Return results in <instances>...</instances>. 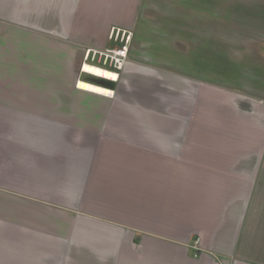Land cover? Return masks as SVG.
Masks as SVG:
<instances>
[{"label":"crops","instance_id":"obj_1","mask_svg":"<svg viewBox=\"0 0 264 264\" xmlns=\"http://www.w3.org/2000/svg\"><path fill=\"white\" fill-rule=\"evenodd\" d=\"M0 264H264V0H0Z\"/></svg>","mask_w":264,"mask_h":264},{"label":"rangeland","instance_id":"obj_2","mask_svg":"<svg viewBox=\"0 0 264 264\" xmlns=\"http://www.w3.org/2000/svg\"><path fill=\"white\" fill-rule=\"evenodd\" d=\"M137 11H139V16H143V18L151 17V12H147V11H145V9L139 8ZM180 11H183V10H180ZM129 14H130V12H129L128 8L123 7V14L122 15H126V17H125L126 20L125 19H122V20L128 21ZM152 14H153L152 16L155 17L154 21L152 22V24L154 26H157L156 24L158 22H160L161 18H163V17H164V20L167 19L170 22L168 24V26H166V31L159 32L161 34L158 37L163 42V44L167 45L166 47L169 49V51L179 50L182 53L187 52V51H188L187 53L192 52V49L194 48V44L196 45V41H194V44L189 41L191 39V37L189 36L190 35L189 32L186 31V30H188L187 27H184L180 18H177V16L176 17L173 16V14H175V13H172V10L169 12L168 10L163 11L162 9H159V10H157V14H154L153 12H152ZM202 27H203V29L209 30L208 28H210L211 26L206 25V26H202ZM155 28H157V27H155ZM157 33L158 32L156 30V32L154 33V38L157 35ZM111 44H114L117 46L120 45L119 43L116 44L113 41H110V45ZM201 46H204V42L201 43ZM93 63L96 65H100L102 67L108 68V69H112V67H110L109 65H103L102 63H97L96 61ZM82 77H83V75H82ZM84 77H86V76H84ZM92 77H94V75H92ZM96 78H98V77H96ZM61 85H63L62 87L64 89L68 90L71 94V92L73 91V89H71L72 84H70V85L69 84H61ZM50 87H51L50 84H42L43 96L55 95V94H51V93H55L56 90H51ZM75 95L80 96V94H78L77 92H75ZM84 95L87 96V94H84ZM255 192H257V194L255 196V197H257L258 196V190H256Z\"/></svg>","mask_w":264,"mask_h":264},{"label":"built area","instance_id":"obj_3","mask_svg":"<svg viewBox=\"0 0 264 264\" xmlns=\"http://www.w3.org/2000/svg\"><path fill=\"white\" fill-rule=\"evenodd\" d=\"M115 30L113 33H111L110 37L111 39L119 40L121 42V46L118 48H109L104 52H93V55H91V51L88 52L87 54V59L86 60H98L103 62L105 65H109L112 68L121 69L122 65L125 64V61L127 59V56L129 54V44L131 41V34H129L126 37V33L123 34L121 38L120 32L114 35Z\"/></svg>","mask_w":264,"mask_h":264},{"label":"bare ground","instance_id":"obj_4","mask_svg":"<svg viewBox=\"0 0 264 264\" xmlns=\"http://www.w3.org/2000/svg\"><path fill=\"white\" fill-rule=\"evenodd\" d=\"M83 69L84 70L85 69L88 70V72H90L92 74L101 75L100 77L109 76L110 78L113 77L114 79L118 78V74L117 73H113L111 69H108V68H105V67H102V66H99V67L93 66L92 67V66H89L87 64L86 66L84 65ZM110 78H108V79H110ZM80 85L83 86L84 88H88L89 90H93V91H96V92H99V93H104V94H109V95L113 94V91L111 89H108V88H105L103 86H99V85H96V84H89V83H86V82H80Z\"/></svg>","mask_w":264,"mask_h":264}]
</instances>
